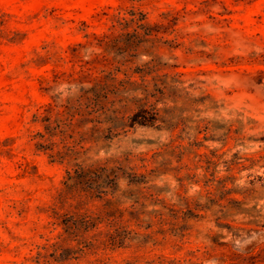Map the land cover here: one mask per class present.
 <instances>
[{
  "label": "rangeland",
  "instance_id": "374dc122",
  "mask_svg": "<svg viewBox=\"0 0 264 264\" xmlns=\"http://www.w3.org/2000/svg\"><path fill=\"white\" fill-rule=\"evenodd\" d=\"M46 261L264 264V0H0V264Z\"/></svg>",
  "mask_w": 264,
  "mask_h": 264
},
{
  "label": "trees",
  "instance_id": "16d2710c",
  "mask_svg": "<svg viewBox=\"0 0 264 264\" xmlns=\"http://www.w3.org/2000/svg\"><path fill=\"white\" fill-rule=\"evenodd\" d=\"M133 17L130 19L131 21H133V22H137V23H140V24H144V19H145V16L143 15V14H140L139 16L138 15H136L135 13H133ZM141 111H137L136 113H134V115L131 117V125H135L136 123H138V124H141V125H146V124H148V122L146 121V120H138V117L139 116H141L140 115V113L139 112H143L142 111V109H140ZM156 113L154 112L153 114H152V121L154 120V119H156V115H155ZM146 119L145 118V116L143 115V116H141V118H139V119ZM68 228H69V226H66V231H68ZM51 246L52 247H59L60 245H58V242H55V243H52L51 244ZM43 248H45V247H43ZM46 255L45 254H43L42 252H37L36 253V256H35V258L37 259L36 261H37V263H40V259L42 258V257H45ZM48 261H46V262H44V264H46Z\"/></svg>",
  "mask_w": 264,
  "mask_h": 264
}]
</instances>
